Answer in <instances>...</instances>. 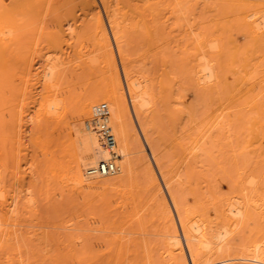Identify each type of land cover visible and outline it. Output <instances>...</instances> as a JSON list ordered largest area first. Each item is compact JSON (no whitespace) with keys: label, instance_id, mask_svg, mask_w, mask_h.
<instances>
[{"label":"bare ground","instance_id":"obj_1","mask_svg":"<svg viewBox=\"0 0 264 264\" xmlns=\"http://www.w3.org/2000/svg\"><path fill=\"white\" fill-rule=\"evenodd\" d=\"M168 16L173 19L172 24ZM129 18L136 20L132 31L127 26ZM124 22L128 28L123 25ZM168 22L172 25L170 30L167 29ZM235 34L242 36V45L234 40ZM31 36L34 38L32 41L24 42ZM172 37L176 38V43L177 39L181 41L175 49L171 47L173 49L167 50L170 60H166L178 63L176 67L180 68V72L174 69L181 75L178 74L179 79L174 87L181 91L192 89L199 102L189 109L186 107V110L182 101L185 97L179 99L180 92L178 99L175 97L176 101H167L174 102L175 105L170 104L173 108L177 106L174 110L179 113H175L178 117L173 115L180 125L182 118H185L184 126L179 128L180 134L177 136V131L171 127L172 123L176 124L174 116L173 121L170 115L172 109H162L165 110L163 114L167 116L170 129L175 131V135L172 133L174 138L172 134L170 136L172 141L169 144L175 154L171 153L177 158L176 167L173 168L171 164L167 166L161 155V150L168 146L164 147L169 133L158 126L162 122L157 123L154 119L155 115L161 114L155 105L160 101L163 90L156 92V82L154 84L157 74L161 72L154 75L150 71L152 68H147L153 75L146 76L130 66L131 57L126 55V49L135 45L138 38H157L163 44V39ZM41 39L61 54L64 47H71L76 41L88 43L90 50L82 51L78 46L73 48V53L79 59L80 68L93 69L100 65L105 75L103 83L78 98L62 96L52 90L61 77V70L64 71L68 63L65 59H54L50 54H44L38 55L41 64L35 68L36 65L32 63L35 55L33 46L36 47ZM157 39L156 43L159 42ZM157 51H154L155 55ZM152 58L148 59L155 67L158 60ZM161 58L165 59L164 53ZM158 69H162L161 65ZM3 73L7 74L5 82H10L15 76L23 80V85L11 88L8 82L1 85L2 100L5 98L4 93L10 94L11 98H27L29 89H34L37 84L41 92L37 93V99L33 101L36 105L35 116L27 118L29 112L25 115L23 110L15 111L13 107L16 105L11 110L8 108L12 123L10 121L8 128L0 131V140H16L9 144L13 156L10 165L4 163L8 150L4 152L1 149L2 154L6 153L5 158L0 154L5 160L2 165L9 169L10 174L5 171L6 168L2 170L17 181L20 152L24 149H48L51 146L47 139L49 130L57 127L67 114L69 145L66 146L70 149L65 161L60 162V173L74 189H102L109 194L107 211L111 214L110 219L97 220L99 226L96 227L63 224L64 232H60L59 239L60 243H67V252L50 256L52 263L189 264L190 260V264H264V182L253 175L252 169L244 171L252 164V159L247 165L243 160L249 158H243L247 166L236 178L232 174H224L227 179H220V183L218 180L215 182L203 178L201 181L197 178L202 174H198L197 169L204 166L201 165L204 161L209 162L214 154L211 146L227 134L226 128L231 129L234 122L240 127L249 123L251 134L264 138V0H8L7 3L0 0V74ZM99 103H106L109 107V123L116 141L114 153L118 157L117 171L112 175L88 176V168L111 156L99 136L85 127V122L92 117V109ZM243 127L247 131V126ZM27 130L31 133L27 134ZM230 131H234V128ZM230 133L235 139L241 140L238 130L237 134ZM41 135L44 136L42 144L38 141ZM231 136L229 143L238 148L241 143L237 144L238 140H234L235 144L231 142ZM24 139H27L28 146H25ZM219 143L220 146L226 145L225 141ZM243 146L245 144L240 147V151ZM250 147L245 146L243 149ZM46 150L42 153L47 154ZM240 153L244 157L248 155L247 150ZM254 153L258 154L257 149ZM253 156L256 159L257 155ZM235 157L239 158L237 154ZM5 172L0 175V188L5 182ZM221 181H225V192H221ZM15 195L17 193H14L10 202L0 200L1 239L21 212V206L18 207L20 196ZM80 212L81 209L76 208L72 213L78 217ZM79 244L83 250L76 249Z\"/></svg>","mask_w":264,"mask_h":264},{"label":"rangeland","instance_id":"obj_2","mask_svg":"<svg viewBox=\"0 0 264 264\" xmlns=\"http://www.w3.org/2000/svg\"><path fill=\"white\" fill-rule=\"evenodd\" d=\"M3 1L5 3L8 2V0H3ZM167 15H169V14H166L165 16H167ZM170 17L171 16H168V19H170L171 21L170 20H167V21H170L171 24H172L173 19L170 18ZM135 21H136L135 19L129 18L127 20L128 24L125 23L126 22L125 21L124 22L125 24L123 23V25L125 27H127V26L130 27L129 29H130V31H132L131 29L133 28V26H135ZM164 21H166V19ZM105 22H106V20H105ZM170 22H168V24H167L168 25L167 29H169V30L172 27V25L169 24ZM126 24H127V26H126ZM106 25H107V23H106ZM107 29H108V27H107ZM108 31H109V29H108ZM109 35H110V31H109ZM28 38L25 39L24 42L32 41L34 39V38H32V36L28 37ZM172 38L173 39H171V38L167 39L169 41V43H168V41L166 39H163L162 40V41H164L163 44L157 38H156L157 41H159L157 43L155 41L156 40L155 38H153V39L152 38L151 39L144 38V40H143V38H138L136 40V44L135 45H132V46H130V47H128L126 49L127 57L128 58L131 57V58H129L130 66L131 67L134 66L135 67V68L133 67L134 70H137L139 72L142 71L141 72L142 74H144V75L147 74V75H149V77H152L153 74L156 75L158 72H161L160 74H157L158 75V76H156L157 79L154 77V79H156L154 81V84L156 82L155 91L158 92V91H160V89L163 90V94H161L162 96H161L160 101L157 102V104L155 105V108L157 109V111H159L158 113H161V114H159V116L155 115L154 119L156 118L155 121H157V123L158 122L159 123L162 122V124H161L162 126L160 124H158V126L161 127V128L163 127L162 129H164V131H167L169 133L167 135L165 134L166 136H169V138L168 139L165 138V146H164V147H166L168 145L167 146L168 148L166 147V148H164V150L162 149L161 150V155L164 157V161L166 162L167 166L169 164H171V168L176 167V163L175 162L177 161V158H176V155H174L175 153L173 152V149L171 147L172 145L169 146V144H171L170 141H172L170 136H171L172 133L173 134L175 133V131L172 132V129H170V128L174 127L173 129L177 131L175 133L176 135L175 134L174 135L175 136L179 135L180 134L179 128L180 127L182 128L184 126L185 118H182L183 120L181 119L182 122H181V125H180L179 120L176 121V119H175V115H177V117H178V114H179L178 112H176L177 110H174V108H176L177 106H174V108H173V105H175V104H173L174 102L170 101V103L169 102L167 103V101L168 100H173V99H175L174 101H176L178 99L177 96H179V92H180L181 96H180L179 99H181L182 97L186 98V99L182 98L183 104H185L184 106L183 105L182 106L185 109H186V107H187V109H189L192 106H196L199 103L197 98H196V96H195V93H194V91L192 89H190V88L186 89L185 88L184 91L183 90L181 91V89L180 90H176L177 87L176 88L174 87V86L177 85V82H178L177 79H179L178 76L180 74L177 71H179L180 68L177 69L178 67H176L178 63L169 61L170 60L169 59L170 55H169L167 50L170 51L173 48L175 49L176 45H178L179 42H181V41H179L177 39V43H176V38H174V37H172ZM233 38H234V40H237V44L238 45L239 44L242 45L243 38H242L241 35L235 34V36L233 35ZM44 41H45L44 39L43 40L41 39L38 42V44L36 45V47H35V45L33 46V49L35 51V55L33 56L34 59L32 60V63L34 64V66L36 65L35 68H37V67L39 68V66L41 64V60L39 59L38 55H44V54L45 55L46 54H50L51 57L54 58V59L55 58L65 59V61L68 63L63 68L64 71L61 70V75H60L61 79L60 78L58 79V81L55 84V86L52 87V90L56 91L57 93L61 94L62 96L66 95V96H73L74 98H78V96L82 95L83 93H86L89 89L95 87L96 85H99V84L103 83L105 75L103 73L102 67L100 65H96L93 69L80 68L78 66L79 59L73 53V48H77L78 46H79V48L82 49V51L90 50L91 48L88 46V43L81 42V41L80 42L76 41V42H74L71 45V47H64L63 48V54H61L59 52H56L55 50H52L53 49L52 46L47 44L46 42L44 43ZM111 41H112V39H111ZM174 41H175V43H174ZM147 42H149V43H147ZM152 42H154V43H152ZM142 43H144V44L142 45ZM139 44H141V45H139ZM154 44H156V45H154ZM172 44H174V45H172ZM148 45H149V47H146ZM153 45H154V47H153ZM161 47H162V49H159ZM171 47H173V48H171ZM167 48H170V49H167ZM113 50H114V54H115V58L117 60V63L119 64V60H118V57L116 55L117 53H116L114 47H113ZM156 50H158L157 51L158 54L156 53L157 55L154 54V51H156ZM159 50L160 51L163 50L162 53ZM53 51L56 52V53H54ZM132 51H133V53H132ZM127 52H128V54H127ZM159 53H161V55H159ZM163 53H164V58H165V54L166 53H167L166 56L167 55H169V56H167L165 59H163V58H161L163 56ZM52 55H54V56H52ZM56 55H58V56L56 57ZM147 55L150 56V57H148ZM152 57L154 58V61H155V58H157V60L159 61V62L156 61L157 65L155 67L152 64L153 62L150 63V60H149ZM141 59H142V61H140ZM166 59H169V60L167 61ZM160 60H161V62H160ZM164 60H165V62H164ZM174 63H176V65ZM160 65H161V68L163 69V70L161 69L162 71L160 69H158V67H160ZM173 65H175V67ZM149 66H151V67H149ZM147 68H149V69L152 68V69H150V71L153 74H150V71ZM172 68H173V70H172ZM174 69H177V71L174 70ZM153 70H154L155 73L153 72ZM146 71H147V73H146ZM163 71H164V73H163ZM2 77L4 79H2ZM6 77H7V74H4V73H3V75L0 74V86L3 85L4 83L7 84L8 81L5 82V80L7 79ZM180 77H181V75H180ZM12 78H11V81L8 82L9 88H11V87H20L21 84L23 85V83H22L23 80L22 79H20L18 77H15V76H13ZM163 80H164V82H163ZM168 80H170V81H168ZM230 80H231V77L229 76V81ZM158 81H160V83H162V84H160ZM175 81H176V83H175ZM32 83H34V82H32ZM165 83L167 85L166 87L169 86L167 89H164V88H166L165 87ZM39 87H40L39 84H37V85L34 86V89H29L28 92H30V94L29 93L26 94L28 96L27 98H26V96H24V98H20V97L19 98L18 97L11 98L10 94H5L4 93V95H5L4 99L8 98L7 99L8 102L5 101L4 99H3L4 101L2 100V97H3L2 95L3 94L0 95V96H2L0 98L2 100L0 102V112L2 113V116H4V117H2L1 113H0V120L3 121V124L1 123L2 121H0V124H1L2 127L5 126L0 131L6 130L8 128V126L12 123V119L10 118V114H9V109L8 108H10V110H11L12 109L11 107L14 106V105H16V106L13 107L15 109V111H17V110H19V111L21 110L22 111L23 110L25 115H28V112H29V116H27V118L31 117V116H35L34 111H35V108H36L35 106L36 105H35V103H33V101L35 102V98L37 99L38 94L41 92V89H40L41 87L40 88ZM172 88H173V90H172ZM168 89H170V91ZM171 91H174V92H171ZM60 92H62V93H60ZM31 94H32V96H31ZM35 94H37V95H35ZM175 97H177V99ZM14 99H15V101H12ZM188 102H191V103H189L191 106L188 104ZM28 104H29V106H28ZM163 104H165L166 107H164L165 105H163ZM170 104H173V105L171 106ZM186 104L189 105L190 107H188ZM5 106H7V107H5ZM19 106H20V108L22 107L24 109H22V108L20 109ZM162 106H163V108H162ZM3 107H5L4 108L5 111H4ZM166 108H171L172 111H174L173 113L171 111L170 115L172 116V119H173V116H174L175 121H174V119H173V121L176 123L175 125H173V123H172L171 124L172 126H171L170 123L167 120L166 114L165 113L163 114V112L165 110L163 111L162 109H166ZM31 109H34V110H31ZM27 110H29V111H27ZM175 113H178V114H175ZM173 114H175V115H173ZM1 117L5 118V119H2ZM67 117H69V115L67 116V114H66L65 118H63V120L61 119L58 122L57 127H55L56 129L54 128V129H50L49 130V133L47 135L48 136L47 139L50 140V143H51L52 147L50 146V147H48V149L47 148L44 149V150L47 149L46 150L47 154H43V153H45V151L43 149H40V148H35L33 150L32 149H24V150H27V151L22 150L20 152L21 156L19 155L20 157L18 158L19 164H20V174H19V178L17 179V181H14V179L12 180L8 176V174H10L9 173V169L6 168V167H3L2 162L5 161L3 158H5L4 156H5L6 153L2 154V150H1V149H3L4 152H6L8 150L7 154H6L7 158H5L7 161L4 162V163H8L10 165L13 162V156L11 155V152H10V145L16 139L12 140V138H9L10 142H9V139H8V141L6 140L7 142L4 141L3 139L0 140L1 143L4 141V144L0 143L1 144L0 145V150H1L0 154L3 155V158H2V156H0V163H1L0 164L1 165L0 166V175H2V172H5V171L8 173V174L6 172L4 173L5 174V176H4L5 177L4 178L5 182L4 181L3 182L5 184L3 183V185H2L3 187L1 186V188H0V200L6 199L7 201L10 202V200L12 199L11 197L14 196V193L15 194L17 193V195L19 194L20 201H21V202L19 201L20 203L18 202V207L21 206L20 207V211L21 212H19L20 214L13 221L14 223H12V225L10 224L9 228L7 226L8 231L5 234L6 236H4L3 239L0 238L1 239L0 240L1 241V244H0V263L1 264H7V261H8V264H12V263L13 264H15V263L18 264L20 262H22V264H55V263L51 262V258L55 257V256H58V255L60 256L61 254L64 255L67 252L66 251L67 248H65V247H67V246H65V245H67V243L66 244H65V242L64 243H60V239H59L60 232L62 233V231L64 229L62 227L63 224H64L63 226H65V224L67 223L68 226H69L71 223H76V225L79 226V227H96V226H99V224H97L98 223L97 220H99V219H101V220L110 219L111 214H109L108 211H107L108 210L107 209L108 208L107 207L108 206L107 205V201H108L107 198H108L109 194L104 192L102 189H83V190L74 189L72 187V185L68 181H66L64 179V177L62 176V174L60 173L61 172L60 171V167L62 166V163H60V162H64L65 159H66L65 155L67 153H69V150H68L69 147L66 146V144H68L67 130H66L67 129L66 128V124L68 123V118ZM10 121H11V123H10ZM173 121H171V122H173ZM236 123H239V122H236ZM246 124L247 125H241L240 124L241 125V127H240L237 124H235V122H234L233 123L234 126L230 125L231 129L234 128V131H230L231 130L230 128H226L225 133H227V134L221 136L220 137L221 138L220 141L218 139L217 140L218 142L216 141V142L213 143V145L211 146L212 147L211 148V152H213L215 155L213 153H211V154H213L212 158H211L212 161L211 160L209 161V162H212V164H210L207 161H204V163L201 164V165H204V166H202L201 168H199L197 170H198V174L202 173L203 175L201 174L199 176L200 178L197 177L198 174L196 176L199 180L202 181L203 178H206V179H211L212 181H215V182L218 180V183H220V179L221 180H223V178L227 179L224 176V174H226L227 176H230L232 174L236 178V176H240L239 173L244 170V166H247L248 164L252 163V164H250L251 167L248 165L247 168L244 171H246V170L249 171V170L252 169L254 171L253 172L251 170L253 175H255L257 177V179H259L260 181L264 182V160L262 161V159H264V158H262V156L264 157V149H263L264 147H262V144H264V138L262 139L261 136H258V138H257L255 133H254L255 136L253 134H251V131L249 130V123H246ZM169 126H171V127H169ZM175 126H176V129H175ZM243 126H247V131L245 130V128ZM2 127H0V128H2ZM239 127H240V129H239ZM237 130L240 133V136H239V133H238V137L239 138L241 137L240 141L237 138L235 139L233 136H231L232 133L229 134V132H236V134H237ZM160 131L162 133L163 130L160 129ZM167 132H164V133H167ZM26 133L29 134V133H31V131L27 130ZM173 134H172V137L174 136ZM228 134L231 137L234 138V139L231 138L232 139L231 142L233 141V143H234V142H236L238 140V142H236V143L237 144L241 143V145L238 146L239 149L237 148L236 145H233L232 143H229L230 142V137H229ZM235 137H237V136H235ZM43 139H44V136H42V135L39 136V138H38L39 143L42 144L43 143ZM261 139H262L263 142L261 141ZM26 140L24 139L25 146L26 145L28 146V144H27L28 142ZM234 140H236V141H234ZM224 141H225L226 145L220 146L219 142H222V144H223ZM261 142H262V144H261ZM216 143L218 145L217 147H215ZM244 144H245L246 147H250L251 146L248 149L246 148V150L248 152L247 153L248 155L245 156V157L243 155H239L238 154L239 152H241L240 154H243L242 153L243 150L246 151L245 149H243V147H245V146H243L241 151H240V147L242 145H244ZM4 146L6 148H8V149L4 148ZM227 146H229V147H227ZM232 146H235V147L232 148ZM214 147L216 149H218V150H215ZM212 149H213V151H212ZM256 149H257V153L258 154L254 153V151L256 152ZM222 150H223V153H222ZM171 152H173L174 154L171 153ZM235 154H237L239 156V158L237 157L239 160L235 159L236 158ZM249 154L257 155V157H255L257 159V162H256V159H254V156L253 155H249ZM214 156H215V158H214ZM219 156H221V158H219ZM247 157L249 159H247V160L244 159L243 160V158H247ZM250 159H252V161ZM218 160H220V161H218ZM242 160L244 162H246V164L247 163L248 164L244 165ZM254 160H255V162H253ZM249 161H251V162L249 163ZM151 162H152V160H151ZM218 163H220L221 165H219ZM253 163H255V164H253ZM23 165H24L25 168L23 167ZM59 165H61V166H59ZM152 166H153V169L155 170V173L157 174V177H159L158 172H157L154 164H152ZM4 168H6L5 171H3ZM218 168H220V169H218ZM22 171H24V172H22ZM218 172H219V174H217ZM29 173H31L32 175H30ZM201 176H203V177L201 178ZM220 177H222V178H220ZM7 178H8V180H6ZM197 178H196V180H197ZM10 180H11V182H10ZM159 180H160V177H159ZM13 182H15V183H13ZM224 183H225V181H221V190H222L221 192H225L226 191V186L224 185ZM5 185H6V187H5ZM9 186L12 187V188H10ZM14 186L17 187L18 189L15 188ZM13 190H15V191L17 190V191L12 193ZM19 190H21V192ZM163 191H165L164 188H163ZM17 195H15V196H17ZM165 195H166V192H165ZM29 199H30V202H28ZM25 201L28 202V203H26ZM55 206H56V208H55ZM57 206H58V209H57ZM48 207H50V208H48ZM76 208H80L81 209V212L79 213L78 217H76L72 213ZM49 211H51V212H49ZM49 213L51 215H49ZM59 213H61V214H59ZM52 214H53V216H52ZM173 214H174V212H173ZM48 216H49V218H48ZM56 216L58 218H56ZM44 217H45V219H44ZM93 217H95V219ZM175 220H176V216H175ZM46 221H48V222H46ZM43 222H46V224H44ZM57 222H59V223H57ZM68 222H70V223H68ZM13 229L14 230L16 229V230L14 231ZM45 229H47V230H45ZM27 230H29V231H27ZM34 230H37V231H34ZM14 232H17V234L14 233ZM11 233H12V235H11ZM7 235H9V236H7ZM22 236H23V238H22ZM7 237L9 238V240H8ZM56 237H58V238H56ZM40 238H43V240H41ZM22 239H24V240H22ZM54 239H55V242H56V246H55ZM56 240H58V241H56ZM18 241L21 244H19ZM57 242H58V244H57ZM80 245L81 244L77 245L76 246L77 248L76 247L75 248L77 250H79V248H81L80 250H83L84 248L81 247ZM4 246H6L7 248L4 247ZM58 247H60V248H58ZM20 253H22V254H20ZM185 253H186L187 257H188V253H187L186 249H185ZM19 256L21 257V259H20ZM50 256H52V257H50ZM27 257H28V259H27ZM189 264H190V260H189Z\"/></svg>","mask_w":264,"mask_h":264},{"label":"built area","instance_id":"obj_3","mask_svg":"<svg viewBox=\"0 0 264 264\" xmlns=\"http://www.w3.org/2000/svg\"><path fill=\"white\" fill-rule=\"evenodd\" d=\"M110 112L106 103H99L92 109V117L85 122V127L95 132L102 141V145L110 150L111 156L108 160L98 162L86 170L88 176L112 175L117 171V156L114 153L116 141L109 123Z\"/></svg>","mask_w":264,"mask_h":264}]
</instances>
